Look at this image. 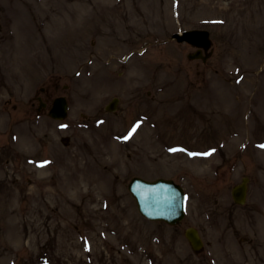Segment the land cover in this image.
<instances>
[{"label":"rangeland","instance_id":"374dc122","mask_svg":"<svg viewBox=\"0 0 264 264\" xmlns=\"http://www.w3.org/2000/svg\"><path fill=\"white\" fill-rule=\"evenodd\" d=\"M136 175L183 184L184 220H147ZM0 264H264V0H0Z\"/></svg>","mask_w":264,"mask_h":264},{"label":"water","instance_id":"95a60500","mask_svg":"<svg viewBox=\"0 0 264 264\" xmlns=\"http://www.w3.org/2000/svg\"><path fill=\"white\" fill-rule=\"evenodd\" d=\"M174 37L178 41H188L193 45L204 48L207 52L211 47L212 40L207 30H188L183 33H176ZM207 56L202 55L199 49L191 58ZM67 103L64 97L56 100L54 108L50 114L54 117L64 118L67 115ZM113 108V107H111ZM248 178H244L242 183L233 189V196L239 203H243L247 197ZM136 198L138 208L142 214L150 219L165 220L171 224H177L185 215V194L181 185L172 179L158 178L156 180H146L141 177H134L129 185ZM186 236L195 250H200L203 240L199 230L190 227L186 231Z\"/></svg>","mask_w":264,"mask_h":264},{"label":"flooded vegetation","instance_id":"af4514ba","mask_svg":"<svg viewBox=\"0 0 264 264\" xmlns=\"http://www.w3.org/2000/svg\"><path fill=\"white\" fill-rule=\"evenodd\" d=\"M42 91H45V89H42ZM37 98H38V100H39V98L42 99V101L39 100L38 110H41L43 105H46V106L48 105V99L47 100H43V97H41V96H38ZM33 105H34V103H33Z\"/></svg>","mask_w":264,"mask_h":264},{"label":"snow or ice","instance_id":"6c2138e0","mask_svg":"<svg viewBox=\"0 0 264 264\" xmlns=\"http://www.w3.org/2000/svg\"><path fill=\"white\" fill-rule=\"evenodd\" d=\"M210 155V153H208Z\"/></svg>","mask_w":264,"mask_h":264}]
</instances>
